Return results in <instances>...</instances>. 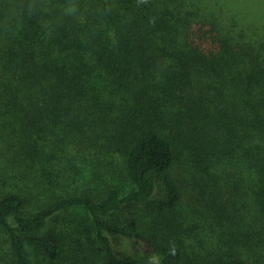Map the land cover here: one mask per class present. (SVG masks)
Listing matches in <instances>:
<instances>
[{"label": "trees", "instance_id": "trees-1", "mask_svg": "<svg viewBox=\"0 0 264 264\" xmlns=\"http://www.w3.org/2000/svg\"><path fill=\"white\" fill-rule=\"evenodd\" d=\"M0 133V264H264V0H0Z\"/></svg>", "mask_w": 264, "mask_h": 264}, {"label": "rangeland", "instance_id": "rangeland-1", "mask_svg": "<svg viewBox=\"0 0 264 264\" xmlns=\"http://www.w3.org/2000/svg\"><path fill=\"white\" fill-rule=\"evenodd\" d=\"M6 147L9 148V145L4 141V137L0 133V153L4 152L8 154ZM16 183V180H12L11 182V176L9 177V175L5 174L4 169L0 168V194L14 191ZM31 193L33 194L31 198L33 205L27 211L36 209L46 198V195H42L44 193L39 194L37 190H34V192L31 190ZM162 194H158L157 197L160 198ZM72 214L73 220L68 225L60 218L52 220L48 225V228L52 227L61 237V257L57 260H51L40 254H36V259L39 264H103L102 246L97 243L94 237L88 213L79 209L74 210ZM66 215L69 216L70 214ZM66 215L63 216L67 217ZM107 218L113 220L115 215H109ZM150 219L153 220V218ZM196 220L199 222L202 221L198 218ZM0 233L4 246L2 257L8 258L11 255L9 239L2 229H0Z\"/></svg>", "mask_w": 264, "mask_h": 264}]
</instances>
